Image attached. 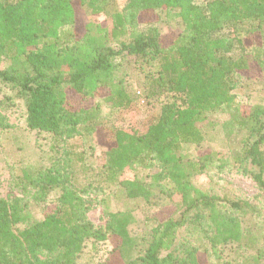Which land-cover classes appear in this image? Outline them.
Returning a JSON list of instances; mask_svg holds the SVG:
<instances>
[{"label":"trees","instance_id":"obj_1","mask_svg":"<svg viewBox=\"0 0 264 264\" xmlns=\"http://www.w3.org/2000/svg\"><path fill=\"white\" fill-rule=\"evenodd\" d=\"M108 4L0 0V81L24 104L30 130L62 141L52 163L33 173L0 122L15 187L38 204L55 194L41 218L24 199L0 198V264H79L89 244L112 237L124 264H264V209L193 182L213 165L231 166L264 191V103L245 110L235 93L239 73L254 62L264 80V0H128L110 23L76 28L82 9L100 14ZM157 10L182 21L170 44L154 25L139 27L141 13ZM126 56L141 76L137 97L158 109L146 129L113 118L134 100L116 62ZM68 89L106 95L71 111ZM204 123L236 136L234 144L187 156L184 146L204 144ZM98 129L111 146L95 164ZM126 169L132 178L123 177ZM109 199L126 206L108 210L106 226H96L87 212ZM160 204L172 207L164 219L146 208Z\"/></svg>","mask_w":264,"mask_h":264},{"label":"rangeland","instance_id":"obj_2","mask_svg":"<svg viewBox=\"0 0 264 264\" xmlns=\"http://www.w3.org/2000/svg\"><path fill=\"white\" fill-rule=\"evenodd\" d=\"M128 0H109L106 10L100 14H92L87 8L82 9L78 14L76 28L81 31L87 22H96L102 24L110 23V16L115 11L123 9ZM140 28L154 25L160 31L165 44H170L182 30L183 24L179 17L174 16L166 10H157L151 13H141L138 17ZM261 43V38L258 37ZM3 62V66L8 64ZM116 62L123 74H128V80L134 96L133 103L128 108L111 113L107 106H103V114L114 116L124 128H131L139 125L146 129L156 116L158 109L142 103V99L137 97L138 90H142V80L135 66V60L132 56L119 57ZM238 77V84L235 88L237 102L245 109L249 110L256 103H264V80L263 72L257 63H252L250 68L241 71ZM106 92L101 89L97 94L88 96L76 90L68 89L66 107L71 111L90 108L100 98H103ZM219 117H225L220 113ZM0 122L8 126V132L15 146L18 147L19 157L24 166L30 172H37L39 168L49 166L52 163L53 152L62 147V141L45 133H37L28 128L26 124V115L24 104L21 100L14 97L13 90L0 81ZM202 131L205 136L204 144L197 149L194 145H186L183 152L190 157L196 156L200 151H219L228 149V145L234 144L236 136L226 135L225 129L220 125L211 126L203 124ZM3 128L0 126V198L5 199H24L28 202L29 208L37 218L43 217L54 204V195L52 194L46 202L38 204L31 195L22 192L15 187L13 181L14 174L12 168V159L8 156L9 151L3 149L2 141L5 139ZM93 157L95 164L104 162V151L110 148L111 143L107 141L102 129H98L92 139ZM200 149V150H199ZM124 178H132L131 169H126ZM193 182L198 187L218 195H230L237 198H250L258 203L264 209V191L260 190L257 184L247 175L236 170L231 166L218 168L211 166L207 172L197 174L193 177ZM93 198L98 197L91 193ZM135 203V204H134ZM133 204L144 206L142 201H135ZM126 204L122 201L109 199L106 204H98L87 212V218L94 222L96 226L105 227L107 224V211L123 210ZM151 215L160 219L166 218L171 212L169 205H156L146 207ZM119 243L118 238H109L95 244H89L79 264H124L118 255L116 247Z\"/></svg>","mask_w":264,"mask_h":264},{"label":"built area","instance_id":"obj_3","mask_svg":"<svg viewBox=\"0 0 264 264\" xmlns=\"http://www.w3.org/2000/svg\"><path fill=\"white\" fill-rule=\"evenodd\" d=\"M138 94L140 95V94H141V92H140V91H138ZM141 101H142V103H144V102H145V100H144V99H142Z\"/></svg>","mask_w":264,"mask_h":264}]
</instances>
